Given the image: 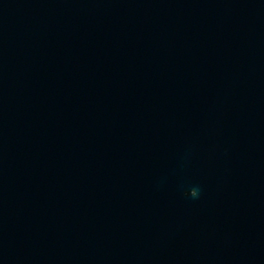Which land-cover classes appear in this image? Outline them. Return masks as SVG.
<instances>
[{"label":"water","instance_id":"1","mask_svg":"<svg viewBox=\"0 0 264 264\" xmlns=\"http://www.w3.org/2000/svg\"><path fill=\"white\" fill-rule=\"evenodd\" d=\"M0 264H264V0H0Z\"/></svg>","mask_w":264,"mask_h":264}]
</instances>
